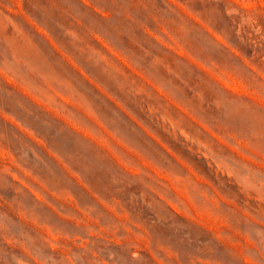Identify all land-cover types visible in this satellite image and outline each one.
<instances>
[{
  "label": "rangeland",
  "instance_id": "1",
  "mask_svg": "<svg viewBox=\"0 0 264 264\" xmlns=\"http://www.w3.org/2000/svg\"><path fill=\"white\" fill-rule=\"evenodd\" d=\"M0 264H264V0H0Z\"/></svg>",
  "mask_w": 264,
  "mask_h": 264
}]
</instances>
